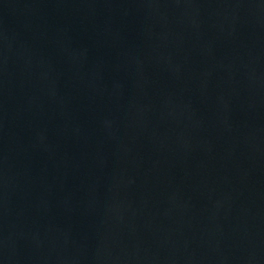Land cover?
I'll return each mask as SVG.
<instances>
[{"label": "water", "instance_id": "1", "mask_svg": "<svg viewBox=\"0 0 264 264\" xmlns=\"http://www.w3.org/2000/svg\"><path fill=\"white\" fill-rule=\"evenodd\" d=\"M0 264H264V0H0Z\"/></svg>", "mask_w": 264, "mask_h": 264}]
</instances>
